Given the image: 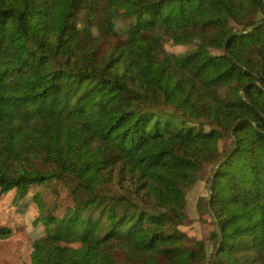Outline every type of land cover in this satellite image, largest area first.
<instances>
[{"label":"trees","instance_id":"trees-1","mask_svg":"<svg viewBox=\"0 0 264 264\" xmlns=\"http://www.w3.org/2000/svg\"><path fill=\"white\" fill-rule=\"evenodd\" d=\"M0 37V264H264V0H0Z\"/></svg>","mask_w":264,"mask_h":264},{"label":"rangeland","instance_id":"rangeland-1","mask_svg":"<svg viewBox=\"0 0 264 264\" xmlns=\"http://www.w3.org/2000/svg\"><path fill=\"white\" fill-rule=\"evenodd\" d=\"M82 23H80L81 25ZM130 34L135 36L136 33L133 29L129 30ZM14 48V44L13 43H6L2 40V38L0 37V59L7 55L10 50H12ZM13 82V78H9V77H5V78H0V86L5 87L9 84H11ZM69 135L72 139L76 140V139H81V135L74 129H70L69 131ZM213 156H206L205 160L208 161V163H206L202 168H201V178L205 179L207 177V175L209 174V170L211 168V164L210 162L213 160ZM207 185V183H206ZM205 186V184H204ZM203 187H200L196 190V192L194 194H192L189 198L188 201V208L190 209V211H194L195 206H196V201H197V197L198 195H202L205 193V189ZM45 188V187H43ZM207 235V233L205 234V236ZM212 243L208 242L206 247H207V251L208 253H210V251L212 250ZM186 256L188 257V259L191 261V252L190 250H186L185 251Z\"/></svg>","mask_w":264,"mask_h":264}]
</instances>
